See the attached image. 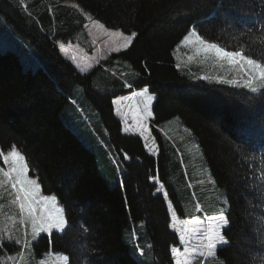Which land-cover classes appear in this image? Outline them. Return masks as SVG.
<instances>
[{"label":"trees","instance_id":"1","mask_svg":"<svg viewBox=\"0 0 264 264\" xmlns=\"http://www.w3.org/2000/svg\"><path fill=\"white\" fill-rule=\"evenodd\" d=\"M74 1L105 26L138 34L128 49L111 52L87 73L61 53L58 39L70 34L49 33L50 17L45 13L34 17L25 2L26 9L18 0H0V20L27 41L41 62L36 69L24 68L16 52L0 50V147L17 145L42 192L56 195L65 206L70 225L65 231L40 233L32 243L34 253L61 251L69 257L67 264H147L123 239L130 222L143 221L151 264H174L170 248L179 240L170 227L167 200L179 217L202 212L195 209L187 185L193 204L185 211L172 179L171 145L162 124L177 117L195 135L210 175L227 199L224 214L229 223L222 233L228 244L218 248V258L223 264H264V187H260L264 182L255 179L264 168V95L195 76L177 67L173 55L193 26L230 46L251 44L261 55L264 0ZM249 29L250 34L241 35ZM119 64L123 72H112ZM94 75L102 87L94 85ZM127 80L130 87L125 88ZM76 87L81 88L83 102L97 111L123 166L114 186L99 173L94 151L62 120ZM144 87L154 94L149 128L157 155L146 150L139 135L123 132L114 114L113 97ZM179 175L185 182L184 174ZM153 177L164 185L167 198L156 191ZM0 245V259L3 248L15 249L11 241ZM140 249L137 243L139 253Z\"/></svg>","mask_w":264,"mask_h":264},{"label":"rangeland","instance_id":"2","mask_svg":"<svg viewBox=\"0 0 264 264\" xmlns=\"http://www.w3.org/2000/svg\"><path fill=\"white\" fill-rule=\"evenodd\" d=\"M18 1L25 2L26 4L29 2L30 9L33 11V14L36 17L41 16V12L44 11V8H46L48 12L44 13L47 15V17H50V21H46L49 26L46 27H49L54 33L59 34L62 32H70L72 35H74L77 31H84L83 33L85 36H83L80 32L78 36L72 38L69 37L66 40L58 41L63 56L68 57L69 59L73 55L76 56L77 60L74 62L75 65L77 63H90L93 66L95 64L101 63L110 54V49L108 48H112L110 39L104 34L102 29L92 26V20L97 19H94L89 13L84 11L74 0H36V2H34V0ZM73 5L78 7H74ZM65 6H70V8ZM63 7L68 9L66 10L65 14H63ZM85 13L91 17V20L85 15ZM105 27L112 30L118 29L114 27ZM125 34L130 33L125 32ZM93 37L94 39H92ZM61 45L64 46L63 49L61 48ZM4 49H11L16 52L24 68L36 69L41 65L40 60L34 54L27 41L18 37L15 33H13L8 25L0 20V50ZM65 51H67V55H65ZM90 70H92V68ZM111 71L117 73L118 71L123 72V69L117 67L111 69ZM93 82L96 87H102L101 80L97 75H94ZM116 88H118V86H116L115 89ZM80 89V87L75 88L74 94L70 99L71 103L66 105L65 109L61 113L62 120L75 132V134L86 146L94 151L99 173L105 177L109 186H114L116 182L120 181L121 179L123 174V166L110 144L106 129L102 126L98 119L97 111L86 99V102H88L90 106L83 102V94ZM143 89L145 88H142V90ZM147 95L153 96V94L150 92H147ZM115 106L114 113L117 117L120 115V118L124 124L122 127L123 132H125L124 128L128 127L129 131L126 133H134L139 135L133 126V110H126L124 113H122V111L118 112V106ZM140 107L142 108V105ZM144 123L149 126L150 119L145 117ZM162 129L171 145V175L175 186L177 187V191L180 193L185 211H190V207L193 204L191 201L192 199H190V196L186 192V188L189 187L190 192L194 196L193 199L196 203H200L204 210L205 214L200 217L201 219H203L205 216H208L209 213L212 212H215V215H217L220 209H224L225 212L228 203H224L226 199L224 189L218 186L216 182L215 186H213L211 183L213 178L210 175L207 163L192 131L182 125L177 117L171 118L170 120L163 123ZM151 137H153L152 134ZM141 138L144 143L143 137ZM149 143L152 144L154 148V151L151 153L156 155L158 146L155 139L153 141L150 138ZM179 174H184L185 182L184 180H180ZM153 181L157 182L158 187H160L161 184L157 181V179H153ZM161 192L163 193L164 190ZM10 199V197L5 196L4 201H2V203H4V207L2 210H0V241L12 242L14 239H19L21 243H23V241L27 239L31 240L33 243L34 240L31 236V226L28 225L25 227L19 223L18 210L15 208V206L7 203V201ZM167 203H169L168 200ZM172 210L174 209H169L170 214ZM9 217H13L14 219H9ZM178 219L183 220L182 217L179 216ZM172 223L173 221L171 219L170 224ZM52 231L58 230L53 229ZM9 238H11V240ZM123 239L129 244L131 253L139 261L147 264L152 263L150 242L146 238L143 221L130 222L129 225H127L123 230ZM137 243L144 250L143 255L138 252ZM180 247L181 250H183L182 246ZM20 251L21 246L19 244H15V249L12 251H8L6 248H3L0 259L1 264H20L19 257H17L15 262L7 259V257L15 256L16 253ZM60 253L66 255L61 251L47 249L40 255L35 254L34 257L28 258L26 264H38L39 261H44V264H65V262L60 260L57 256V254ZM218 259L223 264V261L220 258Z\"/></svg>","mask_w":264,"mask_h":264},{"label":"snow or ice","instance_id":"3","mask_svg":"<svg viewBox=\"0 0 264 264\" xmlns=\"http://www.w3.org/2000/svg\"><path fill=\"white\" fill-rule=\"evenodd\" d=\"M74 7H78L73 5ZM88 16L87 13H85ZM91 20V17L88 16ZM92 26L102 29L104 34L110 39L112 51L120 52L128 49L132 45L134 38L138 35L136 32L125 34L121 30H112L105 27L104 24L97 20H92ZM241 33V35L250 34ZM261 44H264V34L260 37ZM181 46H188L193 51V56H188V60L194 58H202L204 61H211L215 66L225 68L234 74L233 79L223 82L247 88L252 93H260L264 95V52L257 56L251 44L237 43L230 46L229 43L219 41V38L212 39L202 35L195 26L187 31L177 45V49ZM63 45L61 48L63 49ZM175 54V52H174ZM67 55V51H65ZM70 59L76 62L75 55ZM77 69L82 73H87L93 67L90 63H77ZM179 67V64L177 65ZM208 77H205L207 79ZM130 87V85H129ZM148 89L145 88L140 92H132L130 96L117 97L112 101L113 104L119 105L121 101H134L129 107L133 110L132 118L134 121V129L139 136L144 139V147L151 153L154 151L153 145L149 143L151 137L149 126L144 123V118H151L153 113L151 110V102L153 97L147 95ZM142 105V108L140 107ZM119 112V107L117 108ZM125 132L129 131L128 127L124 128ZM125 159H128L125 154ZM245 160L249 159L247 155ZM264 163V158H262ZM30 164L25 154L17 147L16 144L10 145L7 150L0 147V210L3 209L5 196L11 199L8 204L15 206L18 210L19 223L27 227L31 226V236L35 240L41 232H51L53 229L65 231L70 227L66 219L65 206L61 205L56 195H44L41 185L37 178L30 176ZM153 179H157L153 177ZM255 179L264 182V168H261ZM211 183L215 186V181ZM191 186V185H189ZM260 187H264L261 184ZM164 185L156 189L161 192ZM165 198L168 197L166 191L163 192ZM227 204V200L224 201ZM169 209L173 208L172 202L168 203ZM197 211H203L200 203L195 204ZM9 219H14L9 217ZM171 219L173 223L171 227L178 233L179 245L170 248L171 259L174 264H222L218 259V248L227 246L228 241L222 233V229L228 225L229 221L224 214V209H220L217 215H208L201 219L198 216H192L190 219H178L177 212L172 210ZM15 222V221H14ZM11 240V238H9ZM12 243L19 244L21 251L15 256L7 257L8 260L16 261L20 258V264H26L30 257H34L35 253L32 249V241L25 239L23 243L19 239L12 240ZM2 250V245H0ZM143 255V250L140 249ZM58 258L67 264L69 257L62 253L57 254ZM38 264H44L39 261Z\"/></svg>","mask_w":264,"mask_h":264},{"label":"crops","instance_id":"4","mask_svg":"<svg viewBox=\"0 0 264 264\" xmlns=\"http://www.w3.org/2000/svg\"><path fill=\"white\" fill-rule=\"evenodd\" d=\"M28 1V0H27ZM34 2H36V0H34ZM28 6L29 5V2H28ZM67 8H70V6H65ZM67 8H62L63 10V14L66 13V10H68ZM29 10H30V13L36 17L34 14H33V11L30 9L29 7ZM78 11V10H77ZM44 12H48V10L46 8H44V11L41 12V14H43ZM36 18H39L38 16ZM68 18V17H66ZM64 22H70V21H64ZM81 32V34L83 36L84 35V31H77L74 35H72L70 32H68L70 35H68L65 39H62V38H59V40H66L68 39L69 37H75V36H78L79 33ZM51 34H56L54 33L53 31H51L50 29V32ZM62 33H65V32H62ZM87 37H88V34H87ZM97 38H99L98 36H96ZM86 38V37H85ZM90 38V37H89ZM94 39V37L92 38ZM179 44V43H178ZM177 44V45H178ZM177 45L174 47V50H173V55H174V58L176 60V64L178 65L179 64V67L189 71L190 73H193L195 76H199V77H208L209 79H215V80H218V81H226V80H229V79H233L234 78V74L232 72H230V70L225 67V68H221V67H218V66H215L213 64V62L211 61H204L202 58H194L193 60H188V56H193L194 53L193 51L191 50L190 47L188 46H181L179 49H177ZM108 46V45H107ZM110 49V52H115V51H112L111 50V47H108ZM175 52V54H174ZM94 66V65H93ZM118 67H122L123 68V64H119ZM124 69V68H123ZM130 72V71H129ZM130 83L129 81L127 80L125 82V85L124 87L127 88L129 87ZM146 88V87H144ZM141 89H134L132 92H140ZM127 93V94H123V95H117L115 97H113L112 101L114 99H116L117 97H124V96H130L131 93ZM153 99H152V102H151V106H152V103H153V100H154V94H153ZM134 101H127V100H124V101H121L119 105H117L120 109V112L122 111V113H124L126 110L127 111H130V105L133 104ZM115 104H113V108H114V112H115ZM115 114V113H114ZM116 115V114H115ZM118 118L119 120L121 121L122 123V127H123V122L120 118V115H118ZM152 118V117H151ZM151 118H148V119H151ZM129 122V120H128ZM126 133V132H125ZM151 133V132H150ZM131 134H134V133H131ZM137 135V134H136ZM159 151V150H158ZM157 151V153H158ZM157 155V154H156ZM169 209V207H168ZM169 214H170V211H169ZM205 213H204V210L201 212L200 215H197L198 217H201L203 216ZM207 214V213H206ZM171 215V214H170ZM209 215H215V212H212V213H209ZM171 218V217H170ZM184 219V218H182ZM170 227H171V224H170ZM173 229V228H172ZM174 230V229H173ZM180 246V245H179Z\"/></svg>","mask_w":264,"mask_h":264},{"label":"built area","instance_id":"5","mask_svg":"<svg viewBox=\"0 0 264 264\" xmlns=\"http://www.w3.org/2000/svg\"><path fill=\"white\" fill-rule=\"evenodd\" d=\"M21 6L26 9V4H22V2H20Z\"/></svg>","mask_w":264,"mask_h":264}]
</instances>
